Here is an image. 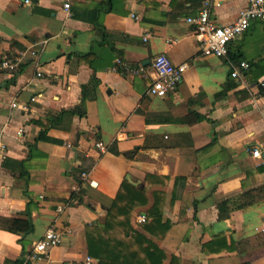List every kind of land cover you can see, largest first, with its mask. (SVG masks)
<instances>
[{
  "label": "crops",
  "instance_id": "crops-1",
  "mask_svg": "<svg viewBox=\"0 0 264 264\" xmlns=\"http://www.w3.org/2000/svg\"><path fill=\"white\" fill-rule=\"evenodd\" d=\"M210 1L221 25L247 4ZM200 7L201 0H0V61L21 58L16 69L0 70V264L20 262L49 227L62 242L30 264H82L84 226L103 219L124 182L147 193L144 208L153 193L164 194L161 222L170 225L154 241L166 256L264 264V190L241 207L245 191L264 185V22L251 21L225 57L203 55L185 21ZM159 53L186 64L163 97L146 93ZM240 60L249 67L233 78L230 63ZM31 97L27 110L11 107Z\"/></svg>",
  "mask_w": 264,
  "mask_h": 264
},
{
  "label": "built area",
  "instance_id": "built-area-1",
  "mask_svg": "<svg viewBox=\"0 0 264 264\" xmlns=\"http://www.w3.org/2000/svg\"><path fill=\"white\" fill-rule=\"evenodd\" d=\"M29 0H25L28 2ZM69 3H64L65 9L69 8ZM212 3L210 0H201V7L193 16L186 17V22L194 27V34L198 45L203 55L225 57L228 53L229 44L245 32L251 21L259 20L264 22V0H247L246 6L238 13L234 22L221 25L215 23L210 15V8ZM147 36V35H146ZM146 36L143 40H146ZM34 55L35 51H31ZM20 57H8L0 61V70H14L18 67ZM117 63L121 61L117 59ZM151 66L153 70V79L147 87L146 93L150 96L163 97L169 92H173L178 83L182 79L183 72L186 70V64H175L171 59L163 53L155 55L152 59ZM232 66L230 72L231 77L240 79L242 72L247 70L249 64L246 61L240 60L236 65ZM138 70H133L136 73ZM36 76L41 75V71L36 69ZM31 97L25 103L19 104L17 101L11 102V107H20L23 110L29 108V101L33 100ZM22 134V130L18 131V135ZM121 136V132L118 134ZM5 145H0V159L4 157ZM96 149L99 152L106 151V145L102 141L95 143ZM252 155L254 157H261V152L258 149H253ZM84 176V174H83ZM75 188V187H74ZM63 206H58V210H62ZM136 224H142L146 221L145 213L136 212L134 215ZM62 242L61 233L54 227H49L42 237L35 242L31 251L24 255L21 264H30L40 260L46 255L52 247L59 245ZM95 260L90 255H86L82 264H94Z\"/></svg>",
  "mask_w": 264,
  "mask_h": 264
},
{
  "label": "trees",
  "instance_id": "trees-1",
  "mask_svg": "<svg viewBox=\"0 0 264 264\" xmlns=\"http://www.w3.org/2000/svg\"><path fill=\"white\" fill-rule=\"evenodd\" d=\"M259 91L264 94V88ZM80 109L77 113L83 116L85 110L82 106ZM263 190L264 185H261L245 191L241 207L251 206L255 202L253 193ZM138 191L137 187L122 183L120 192L107 206L103 219L84 226L88 254L96 259V264H163L166 261L167 264H180L177 256H166L154 241L164 236L170 225L168 220L161 222L164 194L153 193L155 197H151V204L144 208L149 196ZM143 211L146 221L133 226L132 214ZM17 264H21V260Z\"/></svg>",
  "mask_w": 264,
  "mask_h": 264
},
{
  "label": "rangeland",
  "instance_id": "rangeland-1",
  "mask_svg": "<svg viewBox=\"0 0 264 264\" xmlns=\"http://www.w3.org/2000/svg\"><path fill=\"white\" fill-rule=\"evenodd\" d=\"M261 52L263 51V49L261 50V47H260V49H259ZM259 50H257V52H259ZM135 214V212L132 214V215H134Z\"/></svg>",
  "mask_w": 264,
  "mask_h": 264
}]
</instances>
